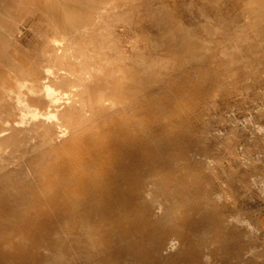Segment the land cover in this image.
I'll list each match as a JSON object with an SVG mask.
<instances>
[{"label": "rangeland", "instance_id": "1", "mask_svg": "<svg viewBox=\"0 0 264 264\" xmlns=\"http://www.w3.org/2000/svg\"><path fill=\"white\" fill-rule=\"evenodd\" d=\"M112 3L114 24L150 37L151 164L133 190L153 180L151 193L110 226L80 207L0 201V264H264V190L247 187L264 185L261 5L235 19L231 0ZM39 15L15 10L5 28L38 33ZM160 189L181 203L167 224L152 210L170 202Z\"/></svg>", "mask_w": 264, "mask_h": 264}, {"label": "bare ground", "instance_id": "2", "mask_svg": "<svg viewBox=\"0 0 264 264\" xmlns=\"http://www.w3.org/2000/svg\"><path fill=\"white\" fill-rule=\"evenodd\" d=\"M231 1L234 18L259 4L264 18V0ZM23 9L39 11L38 33L5 28ZM114 13L112 0H0V201L80 207L110 226L149 197L154 181H133L151 164L150 37ZM159 191L170 202L152 210L167 224L181 203Z\"/></svg>", "mask_w": 264, "mask_h": 264}]
</instances>
